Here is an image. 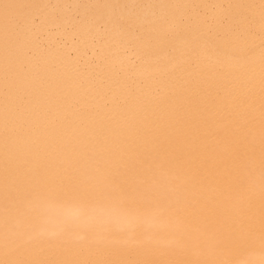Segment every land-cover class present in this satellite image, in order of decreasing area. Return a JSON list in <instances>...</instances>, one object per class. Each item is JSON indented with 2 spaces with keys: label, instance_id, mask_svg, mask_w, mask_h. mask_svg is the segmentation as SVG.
Instances as JSON below:
<instances>
[{
  "label": "bare ground",
  "instance_id": "6f19581e",
  "mask_svg": "<svg viewBox=\"0 0 264 264\" xmlns=\"http://www.w3.org/2000/svg\"><path fill=\"white\" fill-rule=\"evenodd\" d=\"M0 264H264V0H0Z\"/></svg>",
  "mask_w": 264,
  "mask_h": 264
}]
</instances>
